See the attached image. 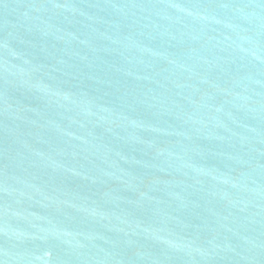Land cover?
I'll return each instance as SVG.
<instances>
[{"label": "water", "instance_id": "1", "mask_svg": "<svg viewBox=\"0 0 264 264\" xmlns=\"http://www.w3.org/2000/svg\"><path fill=\"white\" fill-rule=\"evenodd\" d=\"M0 264H264V0H0Z\"/></svg>", "mask_w": 264, "mask_h": 264}]
</instances>
